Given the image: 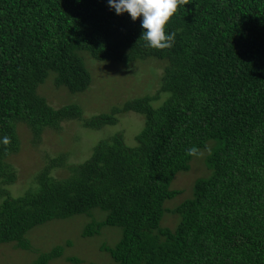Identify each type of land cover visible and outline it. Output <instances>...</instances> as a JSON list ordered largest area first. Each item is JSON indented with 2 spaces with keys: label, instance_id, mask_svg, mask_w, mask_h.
<instances>
[{
  "label": "trees",
  "instance_id": "obj_1",
  "mask_svg": "<svg viewBox=\"0 0 264 264\" xmlns=\"http://www.w3.org/2000/svg\"><path fill=\"white\" fill-rule=\"evenodd\" d=\"M143 31L108 0H0V138L9 137L0 143V245L30 250L33 230L85 215L83 238L121 229L113 248L101 247L116 264H264V0H180L166 26L175 33L170 48L147 47ZM83 53L125 67L164 61L161 86L90 118L77 104L51 106L38 92L50 73L72 94L90 88ZM162 93L169 97L155 108ZM129 112L145 118L135 146L119 131L83 163L50 159L30 189L12 194L19 124L37 142L66 121L102 131ZM203 150L208 175L169 208L185 191L172 182ZM58 167L67 178L51 175ZM95 209L106 216L98 220ZM168 214L179 219L174 228L163 226ZM62 255L55 247L33 264Z\"/></svg>",
  "mask_w": 264,
  "mask_h": 264
},
{
  "label": "rangeland",
  "instance_id": "obj_2",
  "mask_svg": "<svg viewBox=\"0 0 264 264\" xmlns=\"http://www.w3.org/2000/svg\"><path fill=\"white\" fill-rule=\"evenodd\" d=\"M83 56L93 77L90 88L86 92L72 94L65 87H56L54 84L56 75L50 73L38 92L51 106L59 108L77 104L83 109V117L90 118L101 113H109L113 108L123 105L132 98L153 96L161 86L166 65L164 61L147 59L125 67L117 62L97 61L84 53ZM168 97V93H162L160 99L152 101V105L157 108ZM119 118L117 125L108 126L102 131L86 129L77 120L66 121L59 131L46 129L37 142L31 129L25 124H19L20 151L9 158L18 174L16 183L10 186L12 194L21 196L30 189L35 177L48 165L50 159L65 155L68 163H83L90 157L94 146L100 140L119 131L125 133L128 146H135L136 136L143 130L145 118L135 112L123 114ZM207 153V150H203L192 161L191 170L179 173L172 182L171 188L185 191L177 200H170L172 202L167 204L169 208L190 197L194 181L208 175L204 163ZM51 175L63 179L68 177L69 172L63 167H58ZM94 213H97L93 216L98 220L106 216L97 209ZM178 220L176 215L168 214L163 226L174 228ZM88 221L89 217L76 215L48 222L29 234L30 250H23L15 244H2L0 264H33L41 254L49 253L55 247H62L63 255L49 261L48 264H74L66 260L68 257L79 259L80 264H116L101 247L106 245L113 248L122 236L121 229L105 226L99 235L83 238L81 230Z\"/></svg>",
  "mask_w": 264,
  "mask_h": 264
},
{
  "label": "clouds",
  "instance_id": "obj_3",
  "mask_svg": "<svg viewBox=\"0 0 264 264\" xmlns=\"http://www.w3.org/2000/svg\"><path fill=\"white\" fill-rule=\"evenodd\" d=\"M180 0H108L109 7L117 15L128 13L133 21L139 20L141 38L147 47L166 49L173 46L175 33L167 32L166 26L178 10ZM0 143L9 144V137L0 138ZM195 148L188 149L194 154Z\"/></svg>",
  "mask_w": 264,
  "mask_h": 264
}]
</instances>
